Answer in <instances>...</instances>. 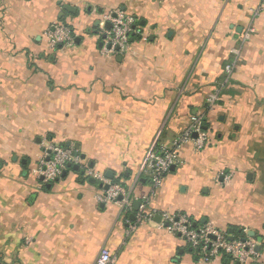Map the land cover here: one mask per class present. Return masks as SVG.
I'll list each match as a JSON object with an SVG mask.
<instances>
[{
	"label": "crops",
	"instance_id": "0c3cea01",
	"mask_svg": "<svg viewBox=\"0 0 264 264\" xmlns=\"http://www.w3.org/2000/svg\"><path fill=\"white\" fill-rule=\"evenodd\" d=\"M117 10L147 38L128 55L103 47L102 18ZM62 23L75 43L49 52ZM193 118L205 148L181 145L155 188L140 172L145 154L172 148ZM51 145L80 163L46 184L32 170ZM87 170L122 185L132 209L99 201ZM163 213L255 234L251 264H264V0H0V264H95L102 253L112 264H202L160 227Z\"/></svg>",
	"mask_w": 264,
	"mask_h": 264
},
{
	"label": "built area",
	"instance_id": "2783aa9c",
	"mask_svg": "<svg viewBox=\"0 0 264 264\" xmlns=\"http://www.w3.org/2000/svg\"><path fill=\"white\" fill-rule=\"evenodd\" d=\"M102 22V25L107 22L112 25L110 30H104L101 34L106 53L118 50L123 55L130 54L133 36L147 41L141 28L136 26L137 20L125 12L117 10L115 13L107 14L102 18ZM250 31L252 32L253 30L250 29ZM74 43L75 34L72 26L64 23L56 24L46 35L45 49L49 52H55L59 48H69ZM226 71L230 73L231 67H227ZM208 103L214 104L215 99L210 98ZM192 123L191 128L174 142L172 148H159L154 144L145 154L140 166V172L152 182L155 188H160L165 176L170 173L173 167L180 163L178 151L181 145L193 144L197 151L205 148L208 135L204 130L203 120L201 118H193ZM79 163V156L75 157L72 149L64 148L61 145H51L37 166L32 170V174L38 180H43L44 183L49 184L60 178L69 165L74 166ZM86 176L100 181L103 189L104 186H109L107 191L104 190L100 194L99 201L116 205L125 211L132 209L130 196L122 185L109 183L104 176L91 170L86 171ZM140 210L141 217L148 221L158 215L155 210L149 209L147 200H144ZM161 219L160 227L171 234L179 235L182 240L187 242L198 252L202 264H212L220 258L228 259L232 263L251 264L258 256L255 250L256 243L249 236L243 239L235 238L211 224H205L197 229L192 226L191 221L184 215L163 213L161 214ZM230 237L233 239L230 240ZM95 264H112V259L109 254L102 253Z\"/></svg>",
	"mask_w": 264,
	"mask_h": 264
},
{
	"label": "water",
	"instance_id": "95a60500",
	"mask_svg": "<svg viewBox=\"0 0 264 264\" xmlns=\"http://www.w3.org/2000/svg\"><path fill=\"white\" fill-rule=\"evenodd\" d=\"M65 10L66 11H68V12H72V13H75L76 12V10L75 9H73V8H70V7H65ZM105 27L107 28V29H111L112 28V25H111V23H106L105 24ZM105 38V37H104ZM77 42H78V40H77ZM207 128L206 127H204V130H206ZM195 137H197V136H195ZM74 156L75 157H78L79 156V154H78V152H75L74 153ZM81 157V159H85L84 158V156H80ZM68 168H73L74 170H78V167L77 166H68ZM171 170H175V167H173ZM64 173V175L66 174V172H63ZM89 183L90 184H92V185H95L96 184V180L95 179H93V178H91L90 180H89ZM100 187L101 188H103V185L102 184H100ZM109 189V186L108 185H106V186H104V190L105 191H107ZM140 202H138L136 205H135V208H134V210L135 211H138L139 210V207H140ZM132 218V220H134L135 219V217L134 216H132L131 217ZM159 221H161V217H159ZM255 236V234H253V233H251V234H249V237H254ZM213 239H215V238H213ZM233 238L232 237H230V240H232ZM256 252L257 253H259L260 251H261V247H260V245L259 246H256ZM237 264H239V263H237Z\"/></svg>",
	"mask_w": 264,
	"mask_h": 264
},
{
	"label": "trees",
	"instance_id": "16d2710c",
	"mask_svg": "<svg viewBox=\"0 0 264 264\" xmlns=\"http://www.w3.org/2000/svg\"><path fill=\"white\" fill-rule=\"evenodd\" d=\"M109 14V13H108ZM127 14V13H126ZM136 26L137 27H139V28H143L144 26L142 25V22L140 21V20H138V22L136 23ZM137 39H139L137 36H133L132 37V41H135V40H137ZM64 148H67L66 146H64V145H62ZM72 168H68V170H71ZM81 173H83V172H81ZM83 175H84V173H83ZM242 237H244V236H240L239 238H241V239H243Z\"/></svg>",
	"mask_w": 264,
	"mask_h": 264
}]
</instances>
